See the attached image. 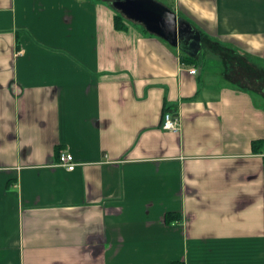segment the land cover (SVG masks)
Instances as JSON below:
<instances>
[{"label":"crops","instance_id":"crops-1","mask_svg":"<svg viewBox=\"0 0 264 264\" xmlns=\"http://www.w3.org/2000/svg\"><path fill=\"white\" fill-rule=\"evenodd\" d=\"M158 1L193 61L96 0H0V264H264V0Z\"/></svg>","mask_w":264,"mask_h":264},{"label":"water","instance_id":"water-1","mask_svg":"<svg viewBox=\"0 0 264 264\" xmlns=\"http://www.w3.org/2000/svg\"><path fill=\"white\" fill-rule=\"evenodd\" d=\"M127 19L142 24L191 57L199 54L203 36L195 25L158 0H113Z\"/></svg>","mask_w":264,"mask_h":264},{"label":"built area","instance_id":"built-area-1","mask_svg":"<svg viewBox=\"0 0 264 264\" xmlns=\"http://www.w3.org/2000/svg\"><path fill=\"white\" fill-rule=\"evenodd\" d=\"M190 72L195 74L197 72L196 68H191ZM162 127L165 130L178 132L181 129L180 117L178 114L173 112H167L164 115ZM77 163L75 161L74 155L66 150L62 149L60 152L59 161L57 162V166L65 167L69 170H74Z\"/></svg>","mask_w":264,"mask_h":264},{"label":"trees","instance_id":"trees-1","mask_svg":"<svg viewBox=\"0 0 264 264\" xmlns=\"http://www.w3.org/2000/svg\"><path fill=\"white\" fill-rule=\"evenodd\" d=\"M171 9H173L172 6H168ZM114 23H115V28L117 30H127L128 29V23L129 20L120 12V11H116L115 15H114ZM141 30H143V32H146L148 34H151L150 32L147 31V29L141 24L139 27ZM204 38V37H203ZM185 61H193L195 58L186 55L185 58H183ZM193 63V62H192ZM167 112H173L175 114H177V109L171 105H165L164 107V111H163V118L165 113ZM163 123V122H162ZM258 144H262V141H254L253 142V148L256 151L257 150V146ZM181 217L178 216V214L176 213H171L169 212L168 214H166V221L167 222H172L173 220H179Z\"/></svg>","mask_w":264,"mask_h":264},{"label":"rangeland","instance_id":"rangeland-1","mask_svg":"<svg viewBox=\"0 0 264 264\" xmlns=\"http://www.w3.org/2000/svg\"><path fill=\"white\" fill-rule=\"evenodd\" d=\"M96 1H99V2H101V3H103V4H105V5H110V6L115 10V12L118 11V10L115 8V6H114V1H113V0H96ZM128 20H129V19H128ZM129 24L135 25V26H137V27H140V25H141L140 23H137V22H134V21H131V20H129L128 25H129ZM211 57H213V56H211ZM211 57H210L209 55H206V54L204 53V47H203V49H202V51H201L199 57L197 58V60H198L200 63H202V64H203L204 60H206V61H207V67H208V69L216 71V70L218 69L219 65H218L217 63H215V62L212 60ZM202 64H201V65H202ZM253 84H254V86L257 87V88H260V89H261V87H263L262 89H264V81L253 82Z\"/></svg>","mask_w":264,"mask_h":264}]
</instances>
